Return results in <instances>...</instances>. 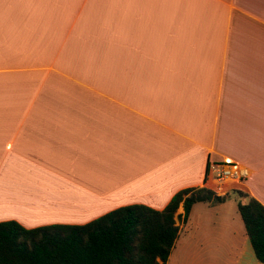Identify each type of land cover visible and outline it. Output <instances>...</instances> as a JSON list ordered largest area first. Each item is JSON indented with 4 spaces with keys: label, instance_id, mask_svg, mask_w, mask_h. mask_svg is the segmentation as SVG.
<instances>
[{
    "label": "crops",
    "instance_id": "crops-1",
    "mask_svg": "<svg viewBox=\"0 0 264 264\" xmlns=\"http://www.w3.org/2000/svg\"><path fill=\"white\" fill-rule=\"evenodd\" d=\"M249 171L217 181L211 165ZM264 206V0H0V222L80 226L178 191ZM231 197L165 264H262Z\"/></svg>",
    "mask_w": 264,
    "mask_h": 264
},
{
    "label": "trees",
    "instance_id": "trees-1",
    "mask_svg": "<svg viewBox=\"0 0 264 264\" xmlns=\"http://www.w3.org/2000/svg\"><path fill=\"white\" fill-rule=\"evenodd\" d=\"M246 199L237 209L255 258L264 264V206L242 190L223 195L206 187L175 193L162 210L143 205L117 208L80 226L50 225L27 229L0 222V264H165L177 240L175 213L185 223L193 205Z\"/></svg>",
    "mask_w": 264,
    "mask_h": 264
},
{
    "label": "built area",
    "instance_id": "built-area-1",
    "mask_svg": "<svg viewBox=\"0 0 264 264\" xmlns=\"http://www.w3.org/2000/svg\"><path fill=\"white\" fill-rule=\"evenodd\" d=\"M209 172L215 176L217 181H239L249 177V171L246 168L228 160L221 164L211 165L209 167Z\"/></svg>",
    "mask_w": 264,
    "mask_h": 264
},
{
    "label": "rangeland",
    "instance_id": "rangeland-1",
    "mask_svg": "<svg viewBox=\"0 0 264 264\" xmlns=\"http://www.w3.org/2000/svg\"><path fill=\"white\" fill-rule=\"evenodd\" d=\"M228 161H230V160H228ZM230 162H232V161H230ZM223 163V162H222ZM234 163V162H233ZM221 164V163H220ZM236 164V163H235ZM238 165V164H237ZM212 175V174H211ZM214 177V176H213ZM225 181H227V182H232L231 180H225ZM234 196H236V195H234ZM179 207H181V206H179ZM178 210V209H177ZM176 214H177V211H176V213H175V219H176ZM176 224V223H175Z\"/></svg>",
    "mask_w": 264,
    "mask_h": 264
}]
</instances>
